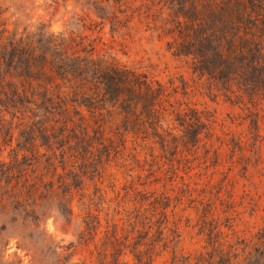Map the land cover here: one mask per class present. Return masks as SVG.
<instances>
[{
  "label": "trees",
  "instance_id": "obj_1",
  "mask_svg": "<svg viewBox=\"0 0 264 264\" xmlns=\"http://www.w3.org/2000/svg\"><path fill=\"white\" fill-rule=\"evenodd\" d=\"M73 2L82 15L58 32L40 20L19 28L0 6V251L14 239L28 264H87L44 226L77 216L89 264H155L194 212L217 239L195 255L172 250L169 264H264V208L255 232L237 228L250 195L236 201L232 174L242 157L247 179L260 145L246 156V135L214 120L183 77L162 82L112 53L116 37L147 32L226 94L264 101V0ZM224 157L214 185L207 171Z\"/></svg>",
  "mask_w": 264,
  "mask_h": 264
},
{
  "label": "rangeland",
  "instance_id": "obj_2",
  "mask_svg": "<svg viewBox=\"0 0 264 264\" xmlns=\"http://www.w3.org/2000/svg\"><path fill=\"white\" fill-rule=\"evenodd\" d=\"M73 1L58 0V5H55L50 0H0V6L4 8L9 21L16 22L19 28L33 23L36 24L40 20L48 24L51 31L58 32L65 29L64 27L71 16L77 18L76 13L82 15L80 7L74 6L76 3ZM86 14L88 18H93L95 24H98L99 19L95 18L92 13L86 12ZM74 29L76 32H81L78 26H74ZM108 30V26L105 25L103 28L105 34L100 35L106 44H109L111 40ZM94 36H97V34L95 33ZM116 40L112 53L121 64L146 72L162 82L183 77L189 85H192L195 88L194 99L199 105L214 113V120L215 118L223 120L226 125H231L233 129L242 131L246 135V156H250V150L254 143L260 145L261 158L256 162L255 168L251 167L249 169L247 179L240 177L239 171H237L244 163L242 157L238 159L236 156L234 158L237 162L236 168L232 172L234 174L233 178L237 180L234 188L236 201H239V196L242 195L244 189L248 190L250 195V197H247L246 202L248 203H245V208H237L241 211V218L235 223L238 229L246 228L251 232H255L260 220L258 218L253 220V209L255 207L258 214H262L258 207L259 209L264 208V101L254 99L250 103L247 99L242 100L235 95H228L220 90L221 85L216 81L193 74L189 68V59L172 57L165 51L164 39L161 37L156 38L147 32L141 35L133 32L129 36H124L122 40L116 37ZM256 119L259 120V138L255 137V129L252 125V122ZM218 129V124L214 123V141L215 134L220 133ZM227 161V157H224L219 166L214 169L209 167L207 175L212 177L214 185L222 178V173L226 172L229 164ZM212 171H214L213 175ZM227 191L229 194V186ZM223 198L227 199V193L223 194ZM73 206L76 214L75 202H73ZM189 212L187 211L185 215ZM250 213H252V217L249 216ZM196 217V214L191 212V223H183L180 238L170 245L168 251H165L155 264H169L172 250L183 255L190 253L195 255L199 252L210 251L211 246L214 245V241L217 239L215 228H213L215 224L210 226L208 222H205L203 228L205 230L201 231L202 228L200 229L199 225L195 223ZM225 220L222 219V223H225ZM193 223L195 224L191 226ZM44 226L47 234L58 242L61 247L73 245L69 250V252L73 251V262L84 260L89 264L87 248L81 245L77 238V216L73 217L69 224H65L57 215L50 216L45 220ZM209 227L210 230H207ZM0 258L4 261V264H28L30 259L25 250L21 251L15 247L14 239H10L8 245L4 247V251H0Z\"/></svg>",
  "mask_w": 264,
  "mask_h": 264
}]
</instances>
